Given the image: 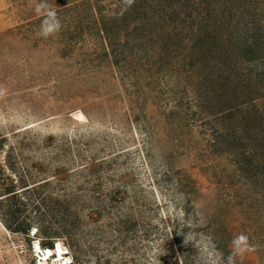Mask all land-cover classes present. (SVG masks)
I'll use <instances>...</instances> for the list:
<instances>
[{
  "label": "rangeland",
  "instance_id": "obj_1",
  "mask_svg": "<svg viewBox=\"0 0 264 264\" xmlns=\"http://www.w3.org/2000/svg\"><path fill=\"white\" fill-rule=\"evenodd\" d=\"M49 4L0 0V184L7 176L37 182L27 196L42 199L43 214L22 209V218H34L28 233L0 220V264H99L108 254L122 264H159L156 249L171 230L198 258L194 243L229 255L246 232L243 254L258 262L263 216L235 209L228 162L209 150L204 130L166 118L179 72L156 75L145 59L116 67L91 26L60 55L40 35ZM201 215L210 223L195 227Z\"/></svg>",
  "mask_w": 264,
  "mask_h": 264
},
{
  "label": "trees",
  "instance_id": "obj_2",
  "mask_svg": "<svg viewBox=\"0 0 264 264\" xmlns=\"http://www.w3.org/2000/svg\"><path fill=\"white\" fill-rule=\"evenodd\" d=\"M49 12H55L60 28L47 39L60 55L91 26L116 67L145 59L147 70L156 75L179 72L176 86L168 92L166 118L177 116L195 131L204 130L209 150L227 160L231 183L238 180L237 189L236 184L229 186L239 200V204L232 200L235 209L248 207L263 216V235L257 239L264 242V0H50L42 20ZM9 165L5 162L4 168L15 173ZM6 178L8 182L0 184V205L9 207L0 210V220L11 232L28 233L34 218L24 220L22 209L33 205L43 215L42 199L27 196L39 184L18 176ZM190 205L199 211L194 201ZM138 209L130 211L134 221ZM71 211L79 213L76 208ZM205 219L199 216L195 227ZM206 221L210 223L209 218ZM223 221L214 219L211 224L221 228ZM224 237L228 242L229 236ZM259 247L258 262L245 253L235 264H264V244ZM220 250L226 264L227 251ZM156 251L159 264H202L174 230ZM111 262L122 264V257L108 254L99 264Z\"/></svg>",
  "mask_w": 264,
  "mask_h": 264
},
{
  "label": "clouds",
  "instance_id": "obj_3",
  "mask_svg": "<svg viewBox=\"0 0 264 264\" xmlns=\"http://www.w3.org/2000/svg\"><path fill=\"white\" fill-rule=\"evenodd\" d=\"M60 28L59 22L55 19V12H49L42 21L40 35L44 38L49 37ZM247 237L243 234L234 237L231 244V252L226 258V264H235L236 257L243 254L246 247ZM187 243V239H186ZM194 247L199 251L202 264H220V254L216 253L211 247H201L194 243Z\"/></svg>",
  "mask_w": 264,
  "mask_h": 264
}]
</instances>
